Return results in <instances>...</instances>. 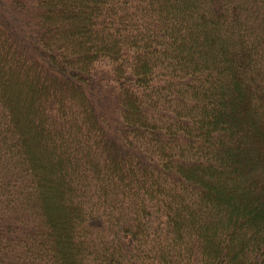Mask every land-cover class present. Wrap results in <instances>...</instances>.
<instances>
[{"label": "trees", "instance_id": "16d2710c", "mask_svg": "<svg viewBox=\"0 0 264 264\" xmlns=\"http://www.w3.org/2000/svg\"><path fill=\"white\" fill-rule=\"evenodd\" d=\"M0 264H264V0H0Z\"/></svg>", "mask_w": 264, "mask_h": 264}]
</instances>
